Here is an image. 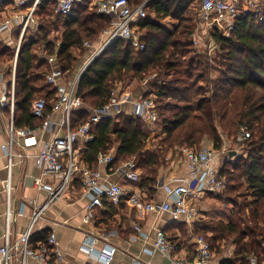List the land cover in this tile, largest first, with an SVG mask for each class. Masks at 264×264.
Wrapping results in <instances>:
<instances>
[{
	"label": "trees",
	"instance_id": "1",
	"mask_svg": "<svg viewBox=\"0 0 264 264\" xmlns=\"http://www.w3.org/2000/svg\"><path fill=\"white\" fill-rule=\"evenodd\" d=\"M91 1H76L69 15L56 12L57 0H41L37 5L35 14L40 18L42 36L35 39L26 32L18 52L14 116L17 126L37 127L42 123L43 120L31 112L34 100L40 97L37 95L45 97L47 109L52 110L50 97L55 90L52 94L49 90V94L41 93L45 83L42 79L44 71L39 67L47 58L39 57L36 51L43 49L47 57L56 54L60 68L64 72L72 70L77 60L76 49L83 50L86 40L95 43L111 25L109 16L89 9ZM146 1L148 16L140 21L142 30H145V48L137 50L126 41L116 39L99 54L81 76L78 93L85 106L74 111L72 122L74 126L85 123L90 114L87 108L106 105L116 87L131 76L141 80L158 69L157 75H161L162 82L155 80L149 83L154 88L151 93L161 100L174 98L186 104L181 111L163 117L161 126L165 137L161 140L177 133L185 144H190L189 148H197L193 144L199 142L204 134H209L215 141V148L221 149L222 140L213 122V108L218 105L221 110L217 112L224 131L236 138L240 130L246 128L250 137L242 144V154L236 155L234 162L227 160L220 168L219 175L225 179L226 187L219 198L233 205L230 213L227 211L226 219L197 224L196 229L200 233L198 235L207 238L213 252H220L221 244L232 240L234 258L221 264H250L251 256L263 260L264 0L254 2L248 11L240 12L229 36L221 29L213 28L211 36L220 46L225 69L220 77L211 80V96H206L203 86L199 85V82L208 84V81H203L205 75H195L201 63L192 57L188 62L183 58L194 46L195 18L189 9L195 0H129L133 6ZM166 17L178 20L173 29L165 28L160 22ZM60 28L61 43L58 45L59 38L51 35ZM15 56V48L0 42V62H10ZM9 69L8 66V72ZM148 94L150 92L146 96ZM197 95L201 98L193 106L190 101ZM161 108L159 105V112L165 114ZM149 131L146 122L131 114L105 117L95 124L92 131L94 139L85 144L82 160L92 166L97 163L98 154L109 152L117 141L119 145L112 166L136 156L142 170L140 186L151 189L157 182L160 155L158 151L146 150ZM219 194L221 192L213 197Z\"/></svg>",
	"mask_w": 264,
	"mask_h": 264
},
{
	"label": "crops",
	"instance_id": "2",
	"mask_svg": "<svg viewBox=\"0 0 264 264\" xmlns=\"http://www.w3.org/2000/svg\"><path fill=\"white\" fill-rule=\"evenodd\" d=\"M35 2L36 0H0V42L16 49L14 60L9 63L0 62V99L2 88L11 89L14 83L16 94L18 92L16 70L18 52L24 34L27 32L29 37L35 39L42 36L39 31L40 18L35 14L37 7L34 8ZM31 13V20L28 26L25 27ZM199 13L197 20L200 16ZM176 24H173L171 29ZM108 28L101 34V37L97 40L98 43L96 41L94 46L99 43L100 45L103 44V37L107 36ZM140 28H142L141 25ZM165 28L170 29L169 27ZM198 30L196 29L194 33L196 38H198L197 33L201 35V32L204 31ZM141 31L143 30L141 29ZM60 43L61 38L57 41L58 45ZM84 47L86 56L90 53L91 48ZM36 52L47 58L45 64H40L39 67L42 71L44 70L43 66L46 68L42 78L45 86L41 88L43 91L41 93L52 94L55 90V93L50 97L53 108V100L60 94V89L71 84L85 62L78 72H73L72 75L69 74V71H65L66 77L60 79L57 85H52L47 82L46 76L54 69L60 68L57 55H51L56 56V58L54 61H50V56H45L46 53L43 49ZM40 55L38 56L41 57ZM8 65L10 67L9 72L7 71ZM138 85L139 80L132 76L118 85L116 90L123 103L124 111L122 113L131 114L134 110L137 97L143 93ZM47 90H49V93H47ZM87 109L90 111V116L96 108L89 107ZM74 111L71 113L70 128L63 123L66 115L65 111H54L51 117L52 124L48 128L38 131L36 135L40 141L39 146L25 147L23 138L18 133L14 135L12 143L9 142V123L12 117L14 119L15 116L16 101L14 111L9 105L0 104V248L6 244L15 243L23 233L31 230L30 245L35 249L47 246L50 237L53 234L56 235L58 252L50 251L49 253L51 261L56 262V264H106L100 254L109 247L116 248L110 264H174L179 260H185L188 264H193L198 254L195 239L199 232L196 225L217 217L226 219L227 209L216 207V198L209 193L198 200L189 202L193 212L192 216L189 217L184 215L176 219L170 212L147 211L145 208L146 202L162 203L167 198L166 187H174L182 179L188 177L185 153L183 158L179 156L173 158V153L170 154L169 161H167L168 166L158 170L157 182L151 189L141 187L140 181L134 184L126 179L123 174V164L125 162L117 166L111 164L107 167L100 164L99 161L90 166L82 160L83 162L80 161V164L83 163L92 169L100 170L101 182L104 185L118 182L131 189L129 195L122 198L118 203L104 198L103 204L95 209V217L86 221L87 205L91 198L85 194L81 176L77 174L63 196L49 203L42 215L36 221L33 220L34 209L48 201L47 189L38 188L35 180L42 179L45 184L52 188L58 187L63 181L60 176L44 175L43 166L38 156L39 148L46 141H50L56 136H64L69 130L75 131L78 129L79 125L74 126L72 122L75 115ZM89 116L88 118H90ZM26 126L28 125L24 124L20 127ZM86 143L80 139L75 144V152L80 156V159H82ZM118 145L119 142L115 141V145L109 152L115 155ZM151 147V144H148L146 150H150ZM241 154L242 150L241 152L238 151L237 155ZM64 160L67 162V158H64ZM227 160L229 159H226L225 162ZM223 164L217 163V166L221 168ZM139 172L142 176L140 168ZM135 194L137 196L134 200L133 195ZM205 196L211 197L213 201L210 199V203L198 207L196 203L200 202ZM222 215L224 217H221ZM158 230H163L168 239L176 243L178 248L171 253L158 250L155 245ZM208 233L211 234V232ZM234 255V243L232 240H226L221 244L220 252L214 251L211 261L206 264H221L225 260L233 259ZM58 257H62L63 261L58 260ZM261 261H264V259ZM9 264L40 263L34 258L24 257L20 251H15L12 253Z\"/></svg>",
	"mask_w": 264,
	"mask_h": 264
},
{
	"label": "built area",
	"instance_id": "3",
	"mask_svg": "<svg viewBox=\"0 0 264 264\" xmlns=\"http://www.w3.org/2000/svg\"><path fill=\"white\" fill-rule=\"evenodd\" d=\"M78 0H57L56 12L63 15H69L72 12L75 2ZM40 0H36L34 8L39 4ZM147 1L138 6H133L129 0H94L93 7L100 14H105L112 19V23L107 30V37L102 45L94 46V43L86 40L84 46L91 48L87 55L82 69L76 74V78L71 81L69 86L62 87L60 94L53 100L52 110L47 109V101L45 97H39L34 100L31 112L34 116L43 120L39 127H18L12 117L9 123V142L16 133L23 138L25 147L39 146L40 141L37 139V133L40 130L48 128L52 124V113L57 110L65 111V119L63 123L70 128L71 113L74 110L82 109L84 101L78 93V86L81 76L89 65L101 54L114 40L122 39L132 45L137 50L145 48L143 37L145 33L141 31L140 21L148 15L146 9ZM246 4V5H245ZM250 6L254 5V0H201V8L199 18L207 26L212 28L224 29L231 32L234 29L235 19L242 11H248ZM32 13L26 21L25 27L31 20ZM195 43H199L198 39H194ZM200 46V44L198 45ZM56 56H50V61H54ZM65 72L56 68L46 76L49 84L57 85L60 79L65 78ZM146 85L149 80L146 79ZM150 89V87H149ZM150 95H155L151 93ZM148 90L143 91L134 103V110L131 115L135 118H141L148 125L149 129L154 131L157 127L159 113L153 98L146 96ZM16 101V86L12 88H2V97L0 104L9 105L14 111ZM122 101L117 93L113 95L109 102L101 108H96L90 115V118L81 124L77 130H69L64 136H56L50 141H46L39 148L38 156L43 166V173L46 176H60L62 183L55 188L45 184L42 179L35 180L38 188H46L48 192V201L33 211V220L36 221L43 213L44 209L51 202L60 199L70 183L75 179L76 175L81 176L82 184L85 188V194L90 196V202L87 205V213L85 220L89 221L95 217V209L103 204L104 198L114 203H118L122 198L130 193V188L123 186L118 182L104 185L101 182L100 170L92 169L85 164H80V156L75 152V144L82 139L89 142L94 139L92 132L93 126L105 117H114L124 111ZM250 137V133L246 128H242L234 139V143L239 145L242 150V144ZM188 165V177L182 179L174 187L167 188V198L160 204L146 202L147 211L159 210L170 212L174 218L181 216H192V209L189 202L195 201L206 195L207 193L222 192L225 187V179L219 175L220 168L217 163L220 161V151H215L206 147L203 148H184ZM67 158V162L64 160ZM114 160L112 152H100L98 161L100 164L109 166ZM83 162V161H82ZM123 174L130 182L137 184L141 180L138 167V159L133 156L123 164ZM123 169V168H122ZM94 192V193H93ZM136 194L133 199H136ZM31 230L23 233L20 238L13 244H6L0 248L1 257L0 264H9L12 253L20 251L24 257L36 259L40 264H56L51 261L50 251L58 252L56 247V235L53 234L47 246L35 249L30 245ZM196 244L198 249L197 258L193 264H206L211 261L214 252L207 238L203 235L196 236ZM156 248L164 253H171L178 248V245L168 239L163 230L157 231ZM264 245V241H263ZM116 252L115 247L106 248L101 252L100 257L106 264H110ZM58 260L63 261L62 257ZM174 264H188L185 260L176 261ZM250 264H264V261L258 259L257 256L250 257Z\"/></svg>",
	"mask_w": 264,
	"mask_h": 264
},
{
	"label": "rangeland",
	"instance_id": "4",
	"mask_svg": "<svg viewBox=\"0 0 264 264\" xmlns=\"http://www.w3.org/2000/svg\"><path fill=\"white\" fill-rule=\"evenodd\" d=\"M93 1L92 0L90 2V10H95L96 8H91L93 6ZM255 2V0H254ZM194 5L192 6V8L189 10L190 14L195 18L194 20V30L195 29H199L200 31L204 30L203 32H201V35H198L197 33V37L196 39H199V43H194V46L192 48L191 51L187 52L185 54L186 57H183L185 59V62H188L190 60V58H194V60L196 59V62L201 63L200 65V69L196 71L195 75H205L204 76V80L203 81H208V84H206V82H199V85H202L204 88V91L206 92V96H211L212 91H213V83H211L212 79H217L218 77H220L222 75L223 70L225 69V65L223 64V62L221 61V49L220 46L216 43V41L214 40V38L211 36V32H213V28L207 26L204 22H202L200 20V18H198L197 20V15L200 11L199 6L201 4V0H195ZM246 5V4H245ZM249 7H251L249 5ZM201 8V6H200ZM148 16V15H147ZM160 22L164 25V27H169L171 29V26L173 24H176L178 22L177 19L175 18H171V17H166L160 20ZM198 30V31H199ZM222 32L226 35L229 36L231 34V32H227L224 29H221ZM61 31L62 28L58 29L57 31H55L54 33H52V37H57V39L60 37L61 35ZM196 32V30H195ZM101 37V36H100ZM107 36H105V38L103 37V39L105 40ZM98 43V41L96 42ZM200 44V46H198ZM100 45L97 44V46ZM38 53V52H37ZM38 55H40V53H38ZM41 56V55H40ZM75 56L77 57V60L75 62V67L72 70H69V74H74L76 72H78L79 69H81L82 65L84 64V62L87 59V55L85 56V49L83 50H79L76 49L75 51ZM182 58V59H183ZM9 63V62H8ZM9 66V65H8ZM43 69L45 70L46 68L43 66ZM43 70V71H44ZM39 71V70H37ZM159 70H153L150 73H148L143 79L139 80V85L138 87L140 88L141 91H146L148 90L147 93H149L152 90H154V88H152L151 85H146V79L149 80V83H151L152 81L158 80V83L162 82V77L161 75H157L159 72ZM162 71L165 72V69H162ZM74 72V73H73ZM37 73V72H36ZM163 74V72H162ZM199 75V77H200ZM138 80V79H137ZM41 81V80H40ZM136 81V80H135ZM145 82V83H144ZM42 83V82H40ZM118 87V86H117ZM116 87V89H117ZM150 87V89H149ZM203 94V95H204ZM41 97L40 95H37V97ZM148 96L152 97L154 102L157 105V108L160 105L161 110L163 111V113L165 114H161L159 112L158 109V113H159V119L157 121V125H156V129L154 131L150 130V136H149V140L148 143L146 145V148L148 146V144H151V149L153 151H158L157 153L160 155L159 161H160V165H159V169L160 168H164L167 165V161H169V157L170 154L173 153V158L176 156H179L181 158H183L184 155V148H189L188 146H190L189 143L185 144L182 140L181 137L179 135H177V133H175L173 136L166 138L165 140H161L162 138H164L165 133H163L162 130V126H161V120L163 119V117H168V115H173L174 113H177L178 111H181L186 105L185 102H180V100H176L174 98H171L169 100H161L159 97L155 96V95H150L148 94ZM201 98V96L197 95L196 97H194L190 102L193 106H195L198 102V100ZM188 102V101H187ZM221 108L218 107H214L213 108V114H214V124L217 127V133L219 134V137L222 140V148L221 149H216L215 148V141L213 139V137L209 134H204L203 136H201L200 141L193 144V147H197V148H209V149H213L215 151H220L221 153H225V154H220L219 158V164H223L225 162L226 159H230L232 162H234L235 157L239 152H241V149H239V145L234 143V137L230 136L226 131H224L222 125H221V118L220 115H218L217 111H220ZM191 113L193 114L194 112L191 111ZM217 113V114H216ZM194 115H198L197 113H195ZM148 127V125H147ZM184 131L181 130V133H183ZM165 142V144L163 143ZM155 152V153H156ZM234 154L233 156H230L231 154ZM227 157V158H226ZM172 160V159H171ZM182 163V162H181ZM139 165V163H138ZM140 168V167H139ZM140 171L141 168H140ZM225 192V191H224ZM216 194V193H214ZM213 194V195H214ZM208 195V194H207ZM211 195V196H213ZM223 196L222 192L221 194H219L218 196L214 197L216 198L215 202V206L219 207V208H226V213L227 211H229L231 208L233 207L232 204H228L225 200L220 199L219 196ZM211 197L209 196H205L200 202L198 201L196 204H198V207L204 206V204L210 203V201L213 199H211ZM240 201L242 200V198L239 199ZM221 217H224L223 215ZM214 220H209V221H218L220 219V217L217 218H213ZM200 234V233H199Z\"/></svg>",
	"mask_w": 264,
	"mask_h": 264
},
{
	"label": "water",
	"instance_id": "5",
	"mask_svg": "<svg viewBox=\"0 0 264 264\" xmlns=\"http://www.w3.org/2000/svg\"><path fill=\"white\" fill-rule=\"evenodd\" d=\"M234 154L232 153L231 156H233Z\"/></svg>",
	"mask_w": 264,
	"mask_h": 264
}]
</instances>
